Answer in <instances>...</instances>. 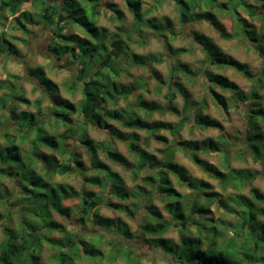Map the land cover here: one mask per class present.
<instances>
[{
	"label": "trees",
	"instance_id": "obj_1",
	"mask_svg": "<svg viewBox=\"0 0 264 264\" xmlns=\"http://www.w3.org/2000/svg\"><path fill=\"white\" fill-rule=\"evenodd\" d=\"M103 1L0 2V15L7 11L15 28L28 38L34 33L28 25L49 28L53 39L48 43L45 57L55 65L66 58L68 66H75L71 72L74 79L64 85L71 96L80 85L81 94L77 103L61 97L59 88L38 67L25 66L24 74L39 93L34 100L24 96L17 77L10 75L14 81L0 80V228L3 236L0 264H46L41 260L46 248L52 252L48 260L57 264L54 256L60 247L58 264H63L66 256L70 264L81 261L139 264L144 256L136 249L143 246L153 252L160 250L171 264H264V192L250 188L248 196L243 193L264 174V95L260 94L264 70L256 79L246 63L223 53L209 38L194 37L202 47L208 67L234 70L251 83L249 92L244 94L221 74L201 72L207 83L205 95L215 106L227 112L230 108L237 110V103L244 105L246 126L242 142L245 151L236 152L233 157L244 159L248 153L253 162L260 164L261 170L230 167L233 139L219 136L201 141L176 142L173 139L169 142L159 133L166 131L175 136L187 122L192 123V128L216 130L219 134L224 128L218 120L203 113L207 107L205 96L199 101L192 98L189 87L197 74L185 64L179 67L186 85L174 75V69L170 70L169 78L159 80L156 94L160 95L162 86L166 88L163 105L144 98L147 79L127 85L118 81L121 73H127L122 63L145 64L139 62L140 56L130 53L122 40L109 36L105 28L97 25L104 5L117 21L124 19L115 4ZM122 1L139 27L143 23L142 0ZM191 1L196 2V7L204 4L218 7L221 12L225 9L238 32L228 34L212 14L208 21L220 38L232 40L241 36L253 42L254 51L264 58V3L256 6L249 5L247 0ZM28 3L37 10L38 20L34 21L29 11L21 12V6ZM241 7L251 21L260 22L259 34L254 25L239 15ZM187 19L185 15L180 16L182 24ZM197 19H201L200 16ZM147 25L155 28L150 22ZM69 26L78 28L82 35L66 33ZM163 30L173 35L167 20ZM109 37L112 40L108 43ZM27 40L22 42L26 44ZM0 41L1 52L6 50L9 57L17 55L16 48L3 38V34ZM183 52L179 49L173 55ZM153 73L159 79L155 70ZM136 91L138 94L134 95ZM224 93H230L231 97L225 98ZM178 95L182 98L180 109L175 104ZM129 96L132 101L119 107ZM45 101L46 107L43 106ZM154 114H169L179 122L152 120ZM90 130L103 131L107 139H92ZM139 132L146 134L142 148ZM152 138L163 145V149L157 150L161 154L159 158L146 150ZM116 141L125 144L133 156L132 162L117 151ZM177 150L185 153L194 166L214 180L216 189L203 179L190 178L187 169L174 161ZM83 151L89 167L84 164ZM210 153L218 154L219 165L199 157ZM108 163L128 173L132 185L127 187ZM28 172L37 174V178L26 181L27 185L38 189L42 184V197H48L52 205L45 206V218L40 220L37 216L42 208L36 212L39 205L32 200L28 202L33 190L30 193L23 185L22 176ZM91 172L94 174L88 177ZM71 175L83 178L79 191L62 181ZM171 178L186 191H177ZM86 187L96 190H86ZM69 199H76L78 203L70 206ZM155 201L162 205L167 219ZM103 208L114 216H101ZM215 212L219 216H214ZM127 219L136 221L138 230L131 231ZM171 231L176 233V241L166 238Z\"/></svg>",
	"mask_w": 264,
	"mask_h": 264
},
{
	"label": "rangeland",
	"instance_id": "obj_2",
	"mask_svg": "<svg viewBox=\"0 0 264 264\" xmlns=\"http://www.w3.org/2000/svg\"><path fill=\"white\" fill-rule=\"evenodd\" d=\"M103 2L115 4L122 13L124 19L122 22L117 21L115 15L107 10L104 5L103 10L100 12L97 25L105 28L109 33V36H117L120 40H122L129 48L130 53L140 56L142 62L140 60L139 62L145 64L137 65L132 62L122 63L121 66L127 70V73H121L118 81L124 85H127L132 83L136 84L147 79V93H144V98L146 100L155 101L157 104L163 105L166 102V100L163 98L166 88L162 86L160 89V95L156 94V87L159 85V80H166L169 78L170 70L174 69V75L179 76L181 78L180 81L186 85V78L180 75L181 68L179 67L180 64H185L188 66V69L191 72H195L197 74L194 78V84L190 85L189 87L192 98L196 101H199L205 96L204 98L207 103V107L203 113L218 120L224 128V131L219 134L216 130H200L198 128H192V123L187 122L183 129L175 136L166 131H161L159 135L165 136L169 142L173 139H175L176 142L183 140L201 141L206 138L215 139L219 136L231 140L233 139L232 141L234 145H232L230 148L229 156L230 167L245 168L250 171L261 170L260 164L253 162L251 156L248 153L245 154L244 159L233 157L236 152L245 151V147L242 142L244 139V130L246 126V118L243 114L245 112L244 105L242 103H237V110L230 108L227 112H224L220 109V107L215 106L205 95L207 83L204 73H201L204 70L210 71L213 74H221L229 81L234 82L238 86L239 90L244 94L249 92L251 83L234 70L215 69L213 67H208L206 65V57L202 47L194 39L195 35L209 38L221 49L223 53L230 55L239 62L246 63L250 73L253 74L256 79L261 74L262 70H264V58L259 57L256 51H254L255 44L253 42L246 41L241 36H239L237 39L223 40L220 38L214 27L209 23V19L213 14L218 22L226 29L228 34L234 33V31L238 32V30H236L237 26L234 24L231 17L225 13V9L221 12L220 8L218 7H212L204 4H200L198 7H196V2H192L191 0H142L141 13L143 15V23L138 27L137 24H135L133 15L128 11L125 3L122 0H104ZM247 2L249 5L257 4L256 6H259L260 4L264 3V0H258L257 3H254V0H247ZM219 3L225 4V1H219ZM20 9L21 12L24 10L31 12L33 15V20H38L37 10L31 7L29 3L27 5L23 4ZM238 13L243 20L254 25L256 34L260 33L261 24L259 21H251L242 7L238 9ZM181 15H185L188 18L185 24L180 22ZM197 16H200L201 19H197ZM11 20L12 17L9 16L7 11L0 15V36L2 37L3 34V38L9 42V44L14 46L18 53L16 56L9 57L6 54V50L4 51L5 53L0 51V80L14 81L12 78H9L10 75L17 77L19 84L23 89L24 96L29 100H34L35 98L39 97V93L34 89V83L31 82L30 79H26L24 77L25 66H29L32 69L37 67L42 68L47 77L59 88L60 96L69 99L72 103H77L81 98L80 85H77L73 96L68 94L66 86L64 85V82L74 79L71 76V72L75 66H68V60L64 58L62 61L57 62L58 64L56 65L59 66L58 68L55 64H53L51 59L45 57L48 49V47L44 48L45 39L47 37H50L51 40L53 39V36L49 32V28L44 25H28L27 28L34 32L31 33V38H28V36L23 35L20 30L15 28L14 23ZM166 20L169 21L171 25L173 35H171L170 31L163 30ZM149 22L155 26L154 29H151L149 25H147ZM66 33L82 35L78 28L71 26L67 28ZM37 35L40 36L37 37ZM111 37L108 38V43L112 40ZM23 40H27V43H23ZM179 49L184 50V52L180 55L174 56L173 52ZM97 56L100 57L101 53ZM154 70L157 73L159 79L155 78L153 73ZM110 76L113 77L112 74H110ZM217 92L220 93L219 90H217ZM137 94L138 91L134 92V95ZM260 94L264 95V82ZM223 96L229 99L231 94L224 93ZM132 99V96H129L126 101H121L119 103V107H124L126 104L131 102ZM175 104L178 109L182 107V98L179 95L177 96ZM47 105L48 103L45 101L43 106L46 107ZM59 106L62 107L61 105ZM152 120H162L171 123L179 122L177 117L169 114L164 116L154 114ZM76 125L78 126V124ZM118 127L123 132H126V130L122 127ZM88 133L89 136L94 140L102 141L107 139V136L103 131L90 130ZM139 135L141 138L139 142L140 148H142L144 147L143 145L146 134L144 132H139ZM115 145L117 151L125 156L128 161H133V156L129 153L124 143L116 141ZM161 149H163V145H161V143H159L157 140H154V138L149 140L146 146V150L155 154L158 158L161 154L158 153L157 150ZM199 157L210 163H213L216 166L219 165L220 162L218 154H200ZM82 158L84 164L89 167V160L84 151L82 152ZM174 161L187 169L190 178L203 179L216 189V182L208 178L204 172L194 166L189 160L188 156L181 150L175 151ZM108 164L113 171L117 172L124 179L127 187L132 185L128 173L123 171L117 165L110 163ZM93 174V172L89 173L88 177L92 176ZM36 176L37 174L34 175L32 172H28L22 176V180L24 187L28 188L27 190L29 192L31 189L33 190L32 194L28 198V202L32 200V202H35L39 205L36 206V212L42 208L41 212L39 211L40 213L37 216L40 220L45 218V206L52 205L48 202V197H42V194L44 193L42 184H40L38 189H34L27 185L26 181L30 182L32 180H36ZM62 181L71 185L76 191H79L83 185V178L76 175H71ZM171 181L173 187L177 191L181 193L186 191V188L180 187L173 178H171ZM137 184H140L139 180L137 181ZM250 188H256L261 192H264V174L255 180L251 186L243 191V193L248 196V190ZM86 190L95 191L96 188L86 187ZM68 201L70 206L76 205L78 203V200L76 199H69ZM155 204L164 215V218L167 219V215L162 210V205L156 201ZM100 214L103 217L114 216L111 212L104 208L100 211ZM119 215L122 218H125L122 214ZM214 216H219V213L215 212ZM225 218L231 219L228 216H225ZM128 224L131 231L138 230V224L136 221H128ZM228 233L231 235L230 230ZM166 238H171L176 241V233L171 231L166 235ZM2 239L3 236L1 235L0 228V241ZM58 249L59 250L54 256V262L57 264L61 259V247ZM136 252L144 256L139 264H171L158 249L156 252H153L151 248L143 246L140 249L137 248ZM49 256H52V252L46 248L41 256V260L46 262V264H54L48 260ZM62 263L70 264L67 256L64 258ZM79 264H87V262L81 261Z\"/></svg>",
	"mask_w": 264,
	"mask_h": 264
},
{
	"label": "flooded vegetation",
	"instance_id": "obj_3",
	"mask_svg": "<svg viewBox=\"0 0 264 264\" xmlns=\"http://www.w3.org/2000/svg\"><path fill=\"white\" fill-rule=\"evenodd\" d=\"M38 36H40V35H37V37H38ZM50 41H51V38H50V37H47V38L45 39V46H44V48L48 47V43H50Z\"/></svg>",
	"mask_w": 264,
	"mask_h": 264
}]
</instances>
